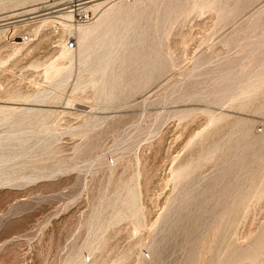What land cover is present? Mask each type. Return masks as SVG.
Listing matches in <instances>:
<instances>
[{
	"label": "rangeland",
	"instance_id": "1",
	"mask_svg": "<svg viewBox=\"0 0 264 264\" xmlns=\"http://www.w3.org/2000/svg\"><path fill=\"white\" fill-rule=\"evenodd\" d=\"M122 1L133 0H111L103 9H114ZM43 6L38 4V11L31 12L10 7L0 11V23L4 14L27 19ZM90 10L93 19L87 23L99 14ZM255 18V30L239 34L237 44L228 42L239 24L247 29ZM39 23L18 27L30 33L29 42L10 40L0 25V106L6 107L0 110V157L5 156L0 179L8 174L13 178L0 185V264H63L72 251L80 253L78 262L87 258V264H149L151 258L153 264H189L202 245L204 264L233 255L226 228L216 231L219 214L229 205V198L216 201L219 181L212 175L217 173L216 156L177 182L171 179V168L200 158L204 145L188 141L205 129L206 111L226 115L207 129V143L233 145L243 132L242 126L234 128L238 120L247 121L253 133L263 131V113L218 105L214 93L203 99L198 94L226 77L238 57L246 61L244 50H264V0H253L230 22L214 9L178 16L163 42L172 52L174 65L141 92L106 106L96 102L92 74L81 62L76 37L74 48L64 53L65 40L62 43L59 35L54 36L48 22L35 31ZM143 55L139 50L135 57ZM205 55L212 61L188 75L196 57ZM263 56L258 53L247 60L260 62ZM50 64L62 70L48 75L45 70ZM147 67L137 61L124 77V85L136 86ZM173 86L179 89L172 91ZM39 94L43 98L34 99ZM164 95L168 98L160 101ZM157 111L162 115L155 119ZM250 151L245 153L247 158H264L259 148ZM249 165L254 168L251 161ZM249 175L251 171L239 177ZM243 185L227 183L226 194ZM137 190L150 221L148 229L136 232L129 199ZM171 200L176 214L165 215ZM122 207L128 212L123 213ZM154 219L158 223L151 225ZM262 224L264 196L252 201L239 219L234 243L244 248ZM101 239L105 242L89 256ZM258 255L256 262L241 258L237 264H264V249Z\"/></svg>",
	"mask_w": 264,
	"mask_h": 264
},
{
	"label": "bare ground",
	"instance_id": "2",
	"mask_svg": "<svg viewBox=\"0 0 264 264\" xmlns=\"http://www.w3.org/2000/svg\"><path fill=\"white\" fill-rule=\"evenodd\" d=\"M40 1L42 0H0V11L5 12L7 11L6 9L14 6H20L17 9H23L22 11H38V4L43 3L44 5L45 0L42 2ZM109 1L111 0H91L89 7L99 13L98 17L90 23H83L73 27V33L79 45L78 54L81 62L86 65L92 74L90 83L96 92V102L103 106L114 101L123 102L135 93L141 92L155 79L164 76L168 69L174 65L172 52L169 46L163 42L164 38L168 35L169 26L178 16L192 10L201 11L204 9H214L219 12L220 16L224 17L227 22H230L253 2V0H153V2L149 4V0H133L131 3L122 1L114 9H110V7L103 9ZM142 3L144 4L143 7H141ZM18 12L19 11H17V13ZM257 21L258 20L255 18L247 29H244L243 25L239 24L234 30L233 35L228 39V42L230 44H237L240 39L239 34L246 35L250 31L255 30ZM38 22L40 23L35 26V31H39L45 25L47 19L46 17H41ZM61 26L63 32L71 28L70 24L66 21H62ZM62 36L63 34L61 33L59 39L63 43L65 39ZM183 39L185 40V38ZM181 40L180 42L183 41ZM184 45L182 44V46ZM68 50L69 49L62 44V52L67 53L69 52ZM139 50H143L144 55L137 58L135 54ZM244 51L245 52L242 53H244L246 61H241L238 57L237 62L230 65L231 70H229L227 76L215 80V86L206 93L198 94V97L203 99L206 98L205 96L208 97L211 93H214L215 96L212 99L218 105H227L242 110L258 111L264 114V56L261 60L262 62H249L250 59H254L258 53L264 55V50H256V48H254ZM247 59H249V61ZM137 61L142 66H144L146 62L148 67L144 70V76L139 79L136 86L126 87L124 85V77ZM211 61L212 57L210 55L196 57L188 75H193L196 69ZM57 65L50 64L47 66V69L45 68L47 70H45V72H48V75L59 73L62 69L60 65ZM230 73L231 75H229ZM174 89L178 90L179 88L173 86L172 91ZM42 98L43 95L41 94L34 96V99L37 100ZM167 98L168 95H164L160 98V101ZM5 108L6 107L0 106V110ZM206 112L209 114V121L205 127L206 130L204 129L203 131L196 132L188 141V144L199 141L204 145L200 158H198V161L190 160L184 163L179 162L176 167L173 166L171 168V179L176 182L184 179L189 174L199 170L202 161L216 156L218 159L216 168L217 173L212 174L220 184L217 183L219 189L216 191V201L221 203L223 199L227 200L229 198V205L219 214V223L216 231L220 230V232H222L224 230L223 228H226L225 238L234 254L229 255L226 259L218 257L211 264H237L241 258L256 262L259 256L258 253L264 249V224L260 225L261 231L257 234L258 236H252L244 248L240 247V245H236L234 239L238 234L235 230V226L241 216H243L245 211L249 208L250 203L264 196V158H249V156L247 158L245 154L250 150L255 151L256 147L264 154V123L261 133H253L247 121L238 120L234 128L238 129L242 126V135L235 139L233 145L224 147L220 143H207L210 137V132L207 131V129L223 120L226 115L221 111ZM160 115H162V112H155V119L159 118ZM142 132L141 130L138 133ZM232 134L233 131L229 133V135ZM2 158H5V156L0 157V162L4 160ZM250 161L251 164L254 165V168H251L249 165ZM249 171H251L252 175L244 179L239 177ZM233 176L234 179L232 178ZM202 179H204V177ZM24 180L27 181L26 179ZM10 181H13V178L8 174L0 179V185ZM231 181L243 182L245 186L232 187L231 193L227 195L226 184ZM183 193L184 194L180 196L182 199L186 195L185 192ZM130 194L129 207H133V212H129V214L135 216V220L132 223H134V228L137 232L143 227H146L150 220L146 219L142 204L138 202L140 191H132ZM182 199L179 200L178 203L182 202ZM174 203L175 200L168 202L165 215L176 214L175 209H173L175 207L173 206ZM126 207H122L121 210L123 213L128 212L126 211ZM178 208L179 206L176 207V209ZM157 223L158 221L155 220L151 225ZM170 230L171 227L168 228V231ZM246 235H248V232ZM233 237L235 238L232 239ZM241 238L243 239V237ZM104 242V239L99 240L90 250L89 256L96 246ZM154 247L155 244L153 239L150 249L153 250ZM201 249L189 260V264L205 263V258L202 257L203 253L206 254L205 246L202 245ZM79 257V252L72 251L63 264H87V258H82V261L78 262ZM154 260V258H151L149 261L147 259V263L153 264ZM142 264L146 263L143 261Z\"/></svg>",
	"mask_w": 264,
	"mask_h": 264
},
{
	"label": "built area",
	"instance_id": "3",
	"mask_svg": "<svg viewBox=\"0 0 264 264\" xmlns=\"http://www.w3.org/2000/svg\"><path fill=\"white\" fill-rule=\"evenodd\" d=\"M91 0H45L44 8L38 13H32L28 16V20L23 16H14V14H4L1 18V25L7 31L8 38L13 40L19 38L22 42H29L31 40L30 33L27 31H19L18 27L21 25L34 24L40 20L41 17H46L50 24V31L54 36L61 33L65 38V47L67 49L74 48L75 36L73 27L87 23L93 19V14L90 10ZM26 20V21H25ZM66 21L70 24V29L63 32L61 22Z\"/></svg>",
	"mask_w": 264,
	"mask_h": 264
}]
</instances>
